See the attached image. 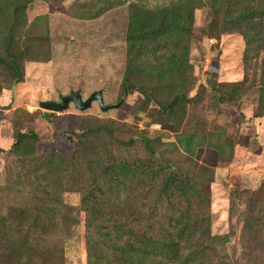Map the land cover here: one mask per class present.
Listing matches in <instances>:
<instances>
[{
    "label": "rangeland",
    "instance_id": "374dc122",
    "mask_svg": "<svg viewBox=\"0 0 264 264\" xmlns=\"http://www.w3.org/2000/svg\"><path fill=\"white\" fill-rule=\"evenodd\" d=\"M14 1L0 0V236L4 226L19 227L3 219L8 211L39 210L45 218L50 214L48 238L29 242L33 250L50 251L44 264H88L87 231L113 226L106 216L88 219L92 196L141 208L149 221L164 220L156 195L171 192L177 198L182 187L196 182L207 197L203 206L210 233L225 236L215 248L216 262L264 264L262 54L251 53L246 63L243 35L207 34L208 7L189 6V0H30L16 17L13 53L19 73L14 75L5 49L11 23L3 20ZM137 7L168 16L193 12V41L186 57L178 52L188 68L184 62L174 67L181 74L168 86L156 77L153 81L151 70L169 62V48L154 51L150 44L139 55L130 50L128 40L135 39L128 32L130 12ZM125 79L149 91L162 106L180 92L190 99L181 98L172 112L164 111L136 90L125 94ZM77 91L83 99L101 91L105 104L118 106L102 111L95 101L85 110L70 104L62 112L41 106ZM101 125L113 136L87 135L94 143L90 149L81 130ZM23 134L39 141L21 138ZM129 140V146L119 143ZM79 142L86 143L84 155L90 160L94 154L103 156L102 165L113 162L133 179L118 187L101 172L108 180L100 184L99 194L98 168L83 169L74 178L78 169L72 156L77 162L83 156ZM57 154L67 158L50 161ZM47 166L58 169L50 174Z\"/></svg>",
    "mask_w": 264,
    "mask_h": 264
},
{
    "label": "trees",
    "instance_id": "16d2710c",
    "mask_svg": "<svg viewBox=\"0 0 264 264\" xmlns=\"http://www.w3.org/2000/svg\"><path fill=\"white\" fill-rule=\"evenodd\" d=\"M29 1H14L16 5H13L3 18L8 24L11 23L5 49L10 56L9 69L14 75L19 73L17 56L13 53L16 51L14 47L17 31L16 17L23 13ZM189 1V6L196 3L197 6L208 7L209 23L208 29L205 30L207 34H213L216 31L220 33L233 31L243 35L247 44L246 63H248L251 53H254L256 57L258 54H262L260 81L264 85V0H208V3H204L202 0ZM134 10L135 12H130L129 19L128 32L130 35H135V39L128 40L130 50L134 53L138 52L139 55V53H146L150 44L154 45V51L163 47L169 48V62L162 65L160 69L151 70L153 81L156 77L160 84L168 86L170 81L177 78L176 75L181 74V72H176L174 67L184 62L186 69L188 68V61L178 58V52L182 50L183 56L186 57L193 41L194 33L191 32L193 12L188 10L183 14L177 11L168 16L162 11L142 10L138 7ZM2 62L0 59V63ZM123 88L125 94L128 90L138 91L145 100L156 102L160 109L168 112L174 110L181 98L190 99L185 92H180L167 106H162L149 91L130 79H125ZM81 131L85 133L87 142L90 141L87 135L94 136L105 133L110 137L113 136V131L103 125L84 128ZM53 134L59 135L57 131H54ZM21 138L34 142L39 141V137L34 134H23ZM21 138L19 142L22 140ZM119 143L129 146L132 141H119ZM78 144H80L83 156L78 162L77 157L72 156L78 169L74 178L83 173V169L93 172V168H98V176L94 179L97 178L98 184L95 186H97L99 194L103 192L100 184L108 180L103 178L101 172L109 174L108 182H115L118 187L123 185L126 187V182L133 179L132 174L128 175L127 171L122 172L123 168L117 167L113 162L106 166L102 165L103 156L94 154V158L90 160V157L84 155L87 150L86 143L79 142ZM90 145V149L94 148V143L91 141ZM147 149L151 150L148 146ZM66 158V155L57 154V157L50 161L57 162ZM47 169V173H50L58 168L53 170L52 167L47 166ZM196 184V182L194 184L188 182L187 187H182L177 192V198H174L171 192H162L156 195V199L159 201L158 209L162 210L166 217L164 220H157V217L153 218V216V219L149 221L144 217L141 208L135 210L130 204H124V202L112 205L108 198L99 200L97 195L92 196L94 204L86 210L88 219L93 221L94 218L102 219L106 216L113 222V226L107 229L100 227L87 231L88 264H218L216 262L218 253L215 248L223 245L225 236H213L210 233L209 216L203 206L207 203V197L197 190ZM85 203L86 200H84ZM111 206L110 212H107V208ZM4 216V220H11L13 224H16L14 226L19 227L11 229L4 226L5 234L3 237L0 236L2 238L0 241V264H44L46 258L51 254L50 251L33 250L29 241L33 237L48 238L49 229L46 227L48 222L46 218L50 214H47L45 218L39 210L31 214L28 208H13ZM250 229L252 230V228ZM13 236L16 237L13 238Z\"/></svg>",
    "mask_w": 264,
    "mask_h": 264
},
{
    "label": "water",
    "instance_id": "95a60500",
    "mask_svg": "<svg viewBox=\"0 0 264 264\" xmlns=\"http://www.w3.org/2000/svg\"><path fill=\"white\" fill-rule=\"evenodd\" d=\"M97 102L102 111H107L116 108L118 105L105 104L101 91L92 93L87 99H83L80 92H71L61 98L59 102L56 101H45L41 104L44 109L52 112H62L66 110L70 104H73L78 110H85L89 108L93 102ZM70 132L67 131L65 136L70 139Z\"/></svg>",
    "mask_w": 264,
    "mask_h": 264
}]
</instances>
